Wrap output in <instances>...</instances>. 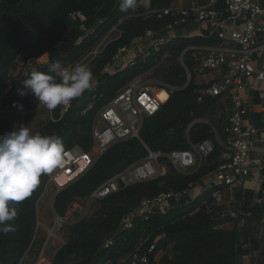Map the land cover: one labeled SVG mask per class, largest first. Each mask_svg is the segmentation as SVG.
Segmentation results:
<instances>
[{
  "label": "trees",
  "instance_id": "1",
  "mask_svg": "<svg viewBox=\"0 0 264 264\" xmlns=\"http://www.w3.org/2000/svg\"><path fill=\"white\" fill-rule=\"evenodd\" d=\"M176 0H151L148 7L144 0H138L135 11L122 12L120 0H0V95L8 83L12 85L6 101L19 97L18 89L27 79L22 73L13 75L19 59H38V71L49 73L50 64L59 61L70 68L88 54L113 29L120 32L118 39L110 42L102 54L88 67L94 80L100 79L104 67L116 56L119 49L152 30L161 32L173 19L169 16L147 15L172 7ZM224 9L223 3L218 4ZM82 15L85 21L73 19L71 15ZM81 26L93 30L86 35ZM213 39L192 37L178 38L164 45L160 55L168 53L163 68L155 74L164 83L180 90L154 117L145 120L141 140L132 139L112 146L82 177L61 190L54 199V211L65 218L71 206L86 200L106 181L124 171L135 162L153 152L169 154L173 151L190 150V144L197 145L206 140L215 142V135L209 125L196 120L209 121L222 139L226 138L219 99L198 103L200 86L195 79L186 87L184 69L180 56L187 48L195 45H212ZM186 64L192 66V53L188 52ZM156 64V58L146 63L102 80L95 110L86 117L80 110L92 100L86 91L72 101L73 109L60 121L52 120L40 126L34 134L53 135L61 138L65 153L79 146L89 152L93 147L92 127L96 112L113 98L117 92L133 79L145 74ZM28 112L34 110L36 99L31 93L24 95ZM62 106L51 111L53 119L61 117ZM221 148L207 162L189 174L179 173L167 159L169 172L164 177L139 183L122 189L118 193L98 201L99 208L88 219H81L69 226L67 242L56 252L51 264H116L125 260L132 252L148 240L147 247L156 243V250L150 264H239L240 253L237 244L241 239L239 220L220 219L222 208L209 211L203 204L210 197H203L169 211L159 212L149 220L138 219L130 230L120 231L125 216L136 209L145 198H154L164 192H181L191 184L201 182L220 164ZM48 175H42L41 183L25 201L11 204L18 216L12 221L8 232L0 231V264H20L32 252L37 237V207L44 195ZM233 223L231 229L224 226ZM3 227V226H0ZM114 237L116 244L104 249L105 242ZM43 244V241L41 242ZM162 253L159 260L155 257ZM39 257V254H37Z\"/></svg>",
  "mask_w": 264,
  "mask_h": 264
},
{
  "label": "built area",
  "instance_id": "2",
  "mask_svg": "<svg viewBox=\"0 0 264 264\" xmlns=\"http://www.w3.org/2000/svg\"><path fill=\"white\" fill-rule=\"evenodd\" d=\"M220 3L224 5L223 10L217 8ZM147 15H158L160 19L169 16L173 21L161 32L149 30L135 38L130 45L119 49L113 60L104 67L101 78L94 80L93 88L88 91L92 100L81 108L80 116L86 117L92 113L97 98L103 97L98 95L102 80L133 68L139 62L146 63L151 58H156V64L148 72L155 70L170 57L168 53L160 55L164 45L178 38H192L191 25L208 24V35L201 38L213 39L215 44L191 46L180 56L186 78L183 88L195 79L200 86L199 104L207 100H220V118L226 138L222 139L209 121L200 119L194 121L189 129L196 123L207 124L215 135V142L206 140L197 145L190 144V150L169 154L155 153L145 146L148 153L145 158L106 181L86 199L87 206L81 212V219L87 218L93 203L122 189L167 175L169 168L161 162L162 159H167L179 173L186 175L205 164L218 145L221 156L215 171L201 182L191 184L187 190L164 192L157 197L143 199L136 209L125 216L120 231L132 229L138 219L149 220L154 214L208 196L210 201L206 200L203 204L209 211L215 207L222 208L220 219L239 220L241 236L244 237L246 233L258 246L252 257L253 264H258L260 255L264 256V0H209L206 5L192 0L184 8L170 7ZM71 16L75 20L79 18L85 21L80 14ZM81 30L86 35L93 32L84 26H81ZM188 52L192 53L191 67L186 64ZM40 67L38 59L28 58L21 62L19 73L29 77L32 69L38 70ZM213 73L218 77L212 75L204 82ZM145 74L129 82L96 112L91 150L85 152L79 146L72 148L65 153L64 167L48 175V182L54 183L57 192L82 177L115 144L132 139L142 141L141 131L145 120L157 115L173 94L180 90L161 79L147 80ZM11 89L12 85L8 83L0 95V113ZM73 107L72 102L62 106L60 119L52 117V121H60ZM10 109L23 116L29 113L24 96L13 97ZM249 190L253 194L249 208L261 210L257 222L252 220L253 211L246 212L243 208L245 194ZM59 220L64 221L62 218ZM147 242L116 264H150L156 243L147 247ZM240 242L243 240H239L237 249ZM115 244V238L111 237L105 242L104 249H111Z\"/></svg>",
  "mask_w": 264,
  "mask_h": 264
},
{
  "label": "clouds",
  "instance_id": "3",
  "mask_svg": "<svg viewBox=\"0 0 264 264\" xmlns=\"http://www.w3.org/2000/svg\"><path fill=\"white\" fill-rule=\"evenodd\" d=\"M138 0H120L122 12L135 11ZM151 0H144L148 7ZM18 89L20 96L31 93L49 111L67 106L94 86V75L87 65L73 69L56 61L49 73L31 70ZM66 163L65 146L58 136L33 134L28 126L0 135V231L8 232L18 212L11 204H19L32 195L41 183L42 175H49Z\"/></svg>",
  "mask_w": 264,
  "mask_h": 264
},
{
  "label": "rangeland",
  "instance_id": "4",
  "mask_svg": "<svg viewBox=\"0 0 264 264\" xmlns=\"http://www.w3.org/2000/svg\"><path fill=\"white\" fill-rule=\"evenodd\" d=\"M120 36V32L117 29H113L110 31L103 40L97 44L88 54H86L79 62L75 63L73 66L69 68V70L73 69L78 65H91L93 62L102 54L103 49L112 41L118 39ZM99 53L95 56V54ZM94 54V55H93ZM95 56V58H94ZM94 58L93 61H91ZM24 59V56L19 59L17 64V70L21 68V62ZM166 61L155 70H152L145 74V78L147 80L155 81L159 80L158 77L155 76L157 72H159ZM16 70V72H17ZM19 73H15L16 75ZM14 75V73H12ZM212 75L207 76L208 81L212 78ZM3 112L0 113V135L11 132L20 126H28L31 132L34 134L39 130L40 126L52 120L51 112L43 105H40V102L37 98L34 101V110L23 116L21 114L14 113L10 109V103L4 99L3 101ZM221 110L218 112L217 118L221 117ZM249 194H247L248 201L245 205H248L250 201V197L252 196V190H249ZM57 193V188L54 183H47L44 195L39 201L37 207L38 213V224H37V237L36 243L31 253H29L22 264H51L52 259L56 252L67 242L69 237V226L73 223L80 220L83 216L81 212H83V208L87 206L86 200H81L78 203H75L71 206L68 214L64 221H58V215L54 211V199ZM227 196L228 193H225ZM78 204V206H76ZM99 208V204L93 203L90 212L87 214V218H90L92 214ZM243 210V208H242ZM259 212L261 214V210L253 209V214L255 217H259ZM264 212V207H263ZM65 222V223H63ZM232 223V222H231ZM50 235V233H52ZM43 241V244L41 242ZM39 254V257H37ZM42 256V257H41ZM40 261V262H39ZM258 264H264V256L260 255L258 260Z\"/></svg>",
  "mask_w": 264,
  "mask_h": 264
},
{
  "label": "crops",
  "instance_id": "5",
  "mask_svg": "<svg viewBox=\"0 0 264 264\" xmlns=\"http://www.w3.org/2000/svg\"><path fill=\"white\" fill-rule=\"evenodd\" d=\"M191 1L192 0H176L175 3L172 5V8H184V7L188 6ZM199 2L202 5H206L209 3V0H199ZM209 27L210 26L208 24H205L203 26L191 25L189 27V30H190L192 37H201V36L205 37L208 35ZM19 70L20 69H18L17 72ZM17 72L16 71L13 72L14 75H16L15 73H17ZM214 76L218 77V74H215ZM249 193L250 192H248V191L246 192L245 201H244V205H243V208L245 209L246 212H252L254 209V208H249L250 204L252 202L253 194L250 197V201H249L248 205H245L249 199V197L247 198V194H249ZM76 206H78V204H76ZM255 209H258V208H255ZM251 215H252L253 221L257 222L259 220V218L255 217L254 214H251ZM232 226H233V223H228L224 226V228L231 229ZM241 239L243 240V242L239 243V246L237 249L238 252L240 253V256H241V260H240L239 264H253L252 257L254 255V253L256 252L255 250H257L258 246L254 243L252 238H250V236H248L246 233H245L244 237L243 236L241 237ZM162 255H163L162 253H159L157 256V260H159V258Z\"/></svg>",
  "mask_w": 264,
  "mask_h": 264
},
{
  "label": "bare ground",
  "instance_id": "6",
  "mask_svg": "<svg viewBox=\"0 0 264 264\" xmlns=\"http://www.w3.org/2000/svg\"><path fill=\"white\" fill-rule=\"evenodd\" d=\"M58 221H60V220H59V218H58ZM61 222H62V221H61ZM52 234H53V232H52V233H50V235H52ZM41 257H42V256H41ZM39 262H40V261H39Z\"/></svg>",
  "mask_w": 264,
  "mask_h": 264
},
{
  "label": "water",
  "instance_id": "7",
  "mask_svg": "<svg viewBox=\"0 0 264 264\" xmlns=\"http://www.w3.org/2000/svg\"><path fill=\"white\" fill-rule=\"evenodd\" d=\"M60 191H58L57 193H56V195H55V197L57 196V194L59 193ZM60 218V217H59ZM61 219V218H60Z\"/></svg>",
  "mask_w": 264,
  "mask_h": 264
}]
</instances>
